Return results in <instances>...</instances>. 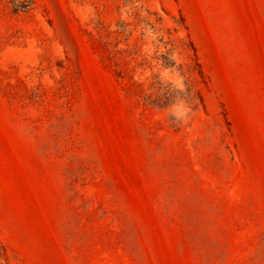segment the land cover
<instances>
[{"label": "rangeland", "instance_id": "rangeland-1", "mask_svg": "<svg viewBox=\"0 0 264 264\" xmlns=\"http://www.w3.org/2000/svg\"><path fill=\"white\" fill-rule=\"evenodd\" d=\"M0 264H264V0H0Z\"/></svg>", "mask_w": 264, "mask_h": 264}]
</instances>
